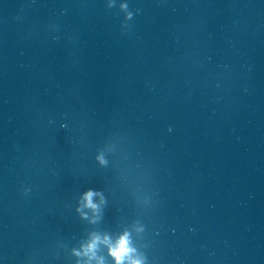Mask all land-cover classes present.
Wrapping results in <instances>:
<instances>
[{
    "label": "clouds",
    "instance_id": "9594fccd",
    "mask_svg": "<svg viewBox=\"0 0 264 264\" xmlns=\"http://www.w3.org/2000/svg\"><path fill=\"white\" fill-rule=\"evenodd\" d=\"M100 195L99 192L88 190L83 195L84 207L91 209L94 213H99V205L93 202V197ZM103 202V198H101ZM108 246V254L112 257L115 264H143L142 260L135 258V249L132 247L130 235L124 232L114 241L108 236L101 238L99 235H93L92 239L85 246V253L89 254L90 258H94L95 251L99 244ZM102 264V260L100 262Z\"/></svg>",
    "mask_w": 264,
    "mask_h": 264
}]
</instances>
